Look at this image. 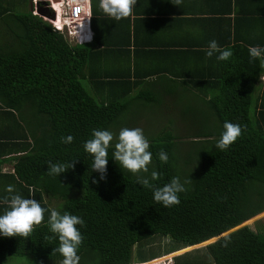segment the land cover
I'll return each mask as SVG.
<instances>
[{
    "label": "trees",
    "instance_id": "obj_1",
    "mask_svg": "<svg viewBox=\"0 0 264 264\" xmlns=\"http://www.w3.org/2000/svg\"><path fill=\"white\" fill-rule=\"evenodd\" d=\"M89 3L91 14L101 10L99 0ZM7 10H0V21L13 31L16 44L8 40L0 45V102L12 107L20 118L24 111L27 125L25 132L15 136V145L23 152L14 165L18 178L15 191L24 198L36 199L45 208V219L27 239L0 236V264L7 257L24 255L36 261L62 260L58 253H52L58 240L48 239L52 233L47 222L53 209L84 219L85 227L80 228L84 241L78 255L90 256L97 264L144 262L213 237L216 239L203 246L208 255L203 264H264V230L239 226L264 211L263 98L254 105L249 85L246 89L244 82L234 85L233 81H226L221 95L211 100L216 123L206 124L203 130L205 135L200 141L206 147L198 154L197 175L190 188L180 194L178 205L164 207L153 200L150 189L139 185L134 175L112 160L114 145L109 148L103 181L92 171L93 159L83 149L92 130H106L122 110L123 98L132 87L155 73L136 75L134 81L125 79L127 75L118 81L110 75L87 76L84 66L90 57L112 52L110 49L93 53L88 43L69 44L40 17L29 11L7 16ZM102 43L108 46L105 44L109 42ZM169 76L170 80L181 82L183 74L172 72ZM102 84L111 88L110 94L97 93L96 88ZM124 84V90L116 93L113 85ZM150 96L145 90L138 94L147 102ZM25 107L30 110L29 117ZM225 121L240 124L244 130L227 151H220L215 145ZM163 131L153 140L146 137L154 170L160 175L153 181L156 186H163L174 177L170 161L161 162L158 153L163 149L170 157L176 136L169 130ZM68 135L74 141L61 143L60 138ZM71 160H76L74 169L57 178L47 174L49 161ZM93 179L99 182L93 183ZM50 199L56 202L53 209L48 205ZM6 208L7 205L0 204L1 211ZM236 226L239 227L233 229ZM155 236L165 237L170 243L168 248L147 257L142 254L144 251L137 250L138 260L132 261L133 246L145 244Z\"/></svg>",
    "mask_w": 264,
    "mask_h": 264
},
{
    "label": "crops",
    "instance_id": "obj_2",
    "mask_svg": "<svg viewBox=\"0 0 264 264\" xmlns=\"http://www.w3.org/2000/svg\"><path fill=\"white\" fill-rule=\"evenodd\" d=\"M172 3L174 0H137L133 15L119 21L108 17L102 10L94 14L90 11L89 29L85 23H80L77 30L81 26L82 33L76 37L80 39L86 35L81 40L87 39L91 33V40L85 43L90 44L93 53L103 49L112 51L92 55L84 66L87 76L110 75L118 81L127 75L125 79L134 81L136 75L155 73L132 87L123 98L122 110L127 108L131 116H136L135 109L147 102L138 94L148 91L151 94L148 102L167 109L166 113L156 110L158 115L172 114L177 116L174 119L177 121L183 112L188 116L197 114V120H186V125L196 127L194 134L189 132L182 136L200 141L205 135L201 125L216 123L215 114L210 109L214 103L211 100L221 95L227 82L233 81L234 85L244 82L246 89L249 85L254 105L259 104L260 98L264 99V56L254 61L252 70L249 67L251 62L246 59L250 47H264V0H183L179 7ZM4 8L8 9L7 16L26 13L30 9V0H0V10ZM211 40H216L221 49H231L233 56L228 61H218L215 54L207 57ZM2 41L8 39L0 34V43ZM102 41H108L105 44L108 46ZM172 72L183 74L181 82L175 78V81L170 80ZM84 82L89 86V80ZM125 87L126 84L113 85L118 94ZM96 91L110 94L111 88L102 84ZM179 94L182 99H178ZM188 97L198 105L197 112L190 107L184 108ZM20 114L22 118L12 107L0 102V201L4 196L18 193L9 194L6 188L12 185L18 189L14 165L23 152L15 145V136L25 132L27 127L24 111ZM156 121L158 129L169 130L175 135L173 126H166L165 118L159 117ZM134 127L132 123L125 128ZM116 130H121L120 126ZM198 132L201 133L195 134ZM46 199L44 196L43 200ZM1 210L0 214H3Z\"/></svg>",
    "mask_w": 264,
    "mask_h": 264
},
{
    "label": "clouds",
    "instance_id": "obj_3",
    "mask_svg": "<svg viewBox=\"0 0 264 264\" xmlns=\"http://www.w3.org/2000/svg\"><path fill=\"white\" fill-rule=\"evenodd\" d=\"M182 3L183 0H174L172 4L179 7ZM136 4L137 0H99V8L102 12L117 21L132 16ZM30 10L31 3L29 9L31 14ZM50 13L53 14L52 12ZM31 15L40 17L41 14ZM62 25L64 29L68 28V25L65 23ZM87 29H89V24ZM62 36L69 44L85 43V41H90L92 38L91 33L87 35V39L83 40L76 36H69V39L64 35ZM248 51L249 62L264 56V47L252 46ZM214 54L218 61H228L233 56V51L231 49H221L216 40H211L208 44L206 56L211 58ZM223 129L215 146L220 151H227L241 137L244 129L240 124L229 121L224 122ZM74 139L72 135L62 136L60 142L63 144H71ZM113 139L114 135L111 131L93 129L91 138L83 144L84 151L93 159L92 171L99 174L100 181L106 179L109 148L112 147L111 142ZM149 148L150 143L141 128H122L118 133L117 142L114 145L112 160L120 168L136 176L139 185L150 189L153 193V200L156 203H160L164 207L178 205L180 203V194L186 191L185 183H189L190 181L186 180L184 183H181L180 177H173L170 182L163 186H156L153 181L160 178L157 171L153 170L151 172V179L142 175L149 172V165L152 163V153L149 151ZM158 157L165 164L169 161V155L163 149L158 153ZM75 163L76 160H71L66 163H53L49 161L47 164V174L57 178L60 174L74 169ZM92 182L98 183L99 181L93 179ZM14 191L15 189L12 185L6 188V192L9 194L14 193ZM0 202L7 205L4 213L0 214V236L2 237L27 239L44 222L45 208L36 199L24 198L17 193L4 196ZM47 223L49 231L52 233L48 239L58 240V247L53 248L52 253H58L62 257L60 264H79L80 257L78 255V249L84 241V236L80 228L85 227L84 219L70 214L67 211L61 214V212L53 209L50 212ZM227 243L228 241L225 242V247Z\"/></svg>",
    "mask_w": 264,
    "mask_h": 264
},
{
    "label": "rangeland",
    "instance_id": "obj_4",
    "mask_svg": "<svg viewBox=\"0 0 264 264\" xmlns=\"http://www.w3.org/2000/svg\"><path fill=\"white\" fill-rule=\"evenodd\" d=\"M42 19V18H41ZM81 26L78 28L77 33H82ZM86 28H84L85 30ZM0 34L4 37H6L8 40H12V43L16 44V37L13 33V31H10L6 25L3 24L2 21H0ZM86 35H83L81 38H84ZM80 38V39H81ZM0 43V45L4 44L5 42ZM179 94L178 99H182V97ZM190 101V104L188 105L187 102ZM186 102V107L192 108L191 110L197 112L198 111V105H195L188 97V100ZM185 102H181L183 104ZM184 109V110H185ZM161 110V113H166L167 109L161 106V108L155 107L153 102H145L140 107H137L135 109L136 116H131L129 113V110L127 108H124L121 112H119L114 119L109 122V124L106 127V130L111 131L112 133H115L114 139L112 142H114L113 145L117 142L118 133L120 130L115 131L117 127L125 128L126 125H130L134 123V128H141L143 130V133L145 137H149L150 140L155 139L158 135L163 134L165 131L163 129H158L156 124V119L165 118L166 119V126L172 128V132L176 135V138L174 140V146L171 148L170 152V166L172 168V173L174 177H180L181 183H184L186 180L190 181L189 183H185V188L188 190L194 180V178L197 175L198 168H199V153L203 150H205V147L203 145L204 141H199L196 139L195 141H191L192 139L188 138L187 136L183 137L182 135H188L189 132L193 133V131L196 129L194 126H188L186 125L187 121H191V118L198 119V115H190L188 116L183 112L184 114L180 115L179 119L177 121H174V119L177 118V116L170 114L158 115L157 111ZM25 111L27 114V117L30 116V110L29 108L25 107ZM128 111V112H127ZM135 120V122H134ZM173 120V122L171 121ZM170 121V122H168ZM31 124H34V120L31 119ZM194 124V122H193ZM207 126L203 127L201 125V128L205 130ZM201 143V144H200ZM150 151V150H149ZM119 166V165H118ZM155 168V162L152 161V163L149 165V172L144 173L142 175L150 177L151 172ZM122 169V168H121ZM124 170V169H122ZM126 171V170H125ZM131 174V173H130ZM132 175V174H131ZM136 177V176H135ZM47 200V199H46ZM56 202H54L53 199H50L48 201V205L51 209H53ZM240 225H248L251 228H262L264 230V211L258 214L257 216L249 219L247 222L240 224ZM239 225V226H240ZM210 242V241H209ZM207 242V243H209ZM206 243L202 245H198L189 249L182 250L178 253H175L176 251H171L168 253L161 254L165 251L166 248L170 245L169 241L165 237L155 236L150 241L146 242L145 244H136L132 248V261H137V250H140L143 252V255L148 256V254H161L158 255L159 257H168L163 261V264H203V262L207 261L208 255L206 254L205 249L203 246ZM179 250V249H178ZM158 256H156L158 258ZM155 257V258H156ZM178 257V258H176ZM155 258L149 259L144 262H138V263H131V264H151L150 262H153ZM61 261H36L32 256L30 255H24V256H10L7 257L2 264H60ZM79 264H97V261L92 259L90 256H81Z\"/></svg>",
    "mask_w": 264,
    "mask_h": 264
},
{
    "label": "built area",
    "instance_id": "obj_5",
    "mask_svg": "<svg viewBox=\"0 0 264 264\" xmlns=\"http://www.w3.org/2000/svg\"><path fill=\"white\" fill-rule=\"evenodd\" d=\"M31 14H37L36 7L45 11L48 16L40 15L43 20H46L53 31L61 33L68 37L78 34L77 27L80 23H85L88 27L90 17L89 0H30ZM50 12L53 17H50ZM63 23L68 25V28H63Z\"/></svg>",
    "mask_w": 264,
    "mask_h": 264
},
{
    "label": "bare ground",
    "instance_id": "obj_6",
    "mask_svg": "<svg viewBox=\"0 0 264 264\" xmlns=\"http://www.w3.org/2000/svg\"><path fill=\"white\" fill-rule=\"evenodd\" d=\"M211 240H212V239H211ZM211 240H209V241H211ZM209 241H205V242H202V243L197 244V245L188 246V247H185V248L179 249V250L176 251L175 253H178V252H180V251H182V250L189 249V248H192V247H195V246H198V245H202V244L207 243V242H209ZM167 258H168V257H166V258H164V257H158V258L154 259L153 262H150V263H151V264H163V261H164L165 259H167Z\"/></svg>",
    "mask_w": 264,
    "mask_h": 264
},
{
    "label": "water",
    "instance_id": "obj_7",
    "mask_svg": "<svg viewBox=\"0 0 264 264\" xmlns=\"http://www.w3.org/2000/svg\"><path fill=\"white\" fill-rule=\"evenodd\" d=\"M53 1H57V0H53ZM36 11H37V13H39V14H41V15L48 16V15L45 13V11L42 10L41 8H39V7H36ZM50 17L52 18V17H53V14H50ZM240 226H242V225H240ZM237 227H239V226H236V227H234L233 229H235V228H237ZM233 229H230L229 231H231V230H233ZM229 231H227V232H229ZM227 232H225V233H227ZM222 235H223V234H222ZM215 239H216V237H213L212 240H211L210 242H212V241L215 240ZM206 244H207V243H206Z\"/></svg>",
    "mask_w": 264,
    "mask_h": 264
}]
</instances>
